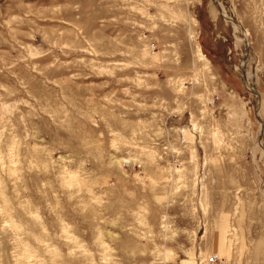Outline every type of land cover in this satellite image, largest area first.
Wrapping results in <instances>:
<instances>
[{"label":"rangeland","instance_id":"1","mask_svg":"<svg viewBox=\"0 0 264 264\" xmlns=\"http://www.w3.org/2000/svg\"><path fill=\"white\" fill-rule=\"evenodd\" d=\"M264 264V0H0V264Z\"/></svg>","mask_w":264,"mask_h":264},{"label":"built area","instance_id":"2","mask_svg":"<svg viewBox=\"0 0 264 264\" xmlns=\"http://www.w3.org/2000/svg\"><path fill=\"white\" fill-rule=\"evenodd\" d=\"M207 262H208L209 264H219V261H218V259L216 258L215 255H210V256H208V258H207Z\"/></svg>","mask_w":264,"mask_h":264}]
</instances>
